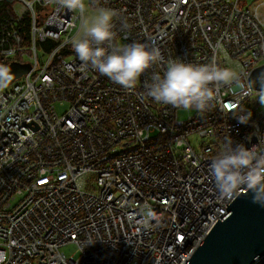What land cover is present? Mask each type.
Wrapping results in <instances>:
<instances>
[{"label":"built area","instance_id":"2783aa9c","mask_svg":"<svg viewBox=\"0 0 264 264\" xmlns=\"http://www.w3.org/2000/svg\"><path fill=\"white\" fill-rule=\"evenodd\" d=\"M1 1L0 63L31 67L0 89V264H186L246 188L222 197L210 162L228 137L264 150V90L248 80L264 64V0H100L119 14L116 44L161 52L133 89L81 66L72 47L79 11ZM175 58L215 62L239 82L221 88L209 111L180 118L183 108L146 95ZM56 102L70 105L59 114ZM87 174L95 192L80 186ZM70 243L77 258L61 250Z\"/></svg>","mask_w":264,"mask_h":264},{"label":"clouds","instance_id":"9594fccd","mask_svg":"<svg viewBox=\"0 0 264 264\" xmlns=\"http://www.w3.org/2000/svg\"><path fill=\"white\" fill-rule=\"evenodd\" d=\"M55 3L63 9L79 11L81 17L88 6L95 8L96 15L85 20L72 45L84 69L98 72L125 89H133L148 69L161 62L158 48L135 41L122 45L114 42L119 14L101 6L100 0L87 3L86 0H55ZM13 78L11 68L0 63V89L7 87ZM233 82H239L238 74L215 62L193 64L175 58L168 62L163 76L153 75L152 82L146 85V95L158 103L204 113L213 106L219 90ZM257 93L264 103V91ZM247 119L243 117L244 122ZM209 174L222 197L231 198L246 187L256 202L264 203V150L257 146H234L228 137L223 150L210 162Z\"/></svg>","mask_w":264,"mask_h":264},{"label":"water","instance_id":"95a60500","mask_svg":"<svg viewBox=\"0 0 264 264\" xmlns=\"http://www.w3.org/2000/svg\"><path fill=\"white\" fill-rule=\"evenodd\" d=\"M14 80L30 70L29 63L11 61ZM249 84L264 90V64L251 71ZM227 205V204H226ZM205 235L186 264H257L264 259V203L245 188Z\"/></svg>","mask_w":264,"mask_h":264},{"label":"rangeland","instance_id":"374dc122","mask_svg":"<svg viewBox=\"0 0 264 264\" xmlns=\"http://www.w3.org/2000/svg\"><path fill=\"white\" fill-rule=\"evenodd\" d=\"M253 1H255V0H242L241 1L242 4H240V6H243V5L244 6H247V5L251 4ZM87 2H88V0H86V3ZM95 15H96L95 8H92L91 6H88L87 11L85 12L84 17H83V23L85 22V20H90ZM37 53H38V58H39L40 63L43 62L45 60V58H46V50H44L39 45L38 50H37ZM66 58L67 59H70L72 57L71 56H67ZM24 61H28L26 59V57H24ZM232 64H234V59H232L230 57H227L226 58L225 65L229 66V65H232ZM8 87H9V85L7 87H5L4 89H7ZM54 105H55L56 111L59 114H61V113H63L69 107L70 103L69 102H62V103L56 102ZM192 112H193V110L188 111V110H185V109H180L178 111V116L180 118H184V117L187 116V114L192 113ZM193 142H194L195 145H197L198 142H199V139L197 137H194L193 138ZM80 186L83 189H86L88 191L95 192L97 190V185H96V182H95V178L92 175H90V174H87L86 176H84V177H82L80 179ZM61 250L68 257L77 258L79 256L78 247L75 244H73V243L66 244V245L62 246L61 247Z\"/></svg>","mask_w":264,"mask_h":264},{"label":"trees","instance_id":"16d2710c","mask_svg":"<svg viewBox=\"0 0 264 264\" xmlns=\"http://www.w3.org/2000/svg\"><path fill=\"white\" fill-rule=\"evenodd\" d=\"M3 1L0 0V6H3ZM24 25H21L20 29L21 31H23L25 33L24 38L26 39L28 35V28L30 26V22L28 18H25L24 20ZM53 43H51L50 41L48 42H43L40 43V47H42L44 50H49L52 47ZM258 264H264V259H262Z\"/></svg>","mask_w":264,"mask_h":264}]
</instances>
